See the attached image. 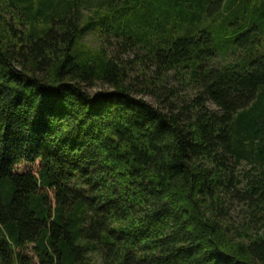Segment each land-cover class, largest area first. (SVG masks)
Wrapping results in <instances>:
<instances>
[{
    "label": "trees",
    "instance_id": "1",
    "mask_svg": "<svg viewBox=\"0 0 264 264\" xmlns=\"http://www.w3.org/2000/svg\"><path fill=\"white\" fill-rule=\"evenodd\" d=\"M0 264H264V0H0Z\"/></svg>",
    "mask_w": 264,
    "mask_h": 264
},
{
    "label": "rangeland",
    "instance_id": "2",
    "mask_svg": "<svg viewBox=\"0 0 264 264\" xmlns=\"http://www.w3.org/2000/svg\"><path fill=\"white\" fill-rule=\"evenodd\" d=\"M87 11L85 12V14L87 15ZM89 14V13H88ZM84 44H86L89 48H91L93 51H96L98 49H101L102 47H105L106 50H108L111 54H113L116 51V45L115 42L113 41H107L105 38H103L102 36L99 35V33H94V34H89L86 36ZM134 54L132 52H129L127 54H124L123 57L124 59L127 58H133ZM138 70H135L132 75H136V73H138ZM171 80L167 83V87H178L179 90V95L181 98L184 97H188L190 95H192V91L190 90V88L188 86H184V85H180L177 82L176 77L174 78V76L172 77L171 74ZM104 90H111V88L108 85L105 84H101V83H97L95 84L94 87L92 88H88V91L90 93H96L98 91H104ZM141 97L144 95H140ZM145 99L150 102L152 105L159 107V108H163L165 109V103L162 102L164 100V97L157 99L155 97L152 96H146ZM209 106L213 109H215V106L211 103H209ZM39 165V163L35 164V165H30V164H21L18 167V170L20 172L22 171H27V170H31V169H36L37 166ZM249 166H244V170L248 169ZM235 213L233 214V225L235 227H240L241 225H243V223H245V218L243 216V210L241 207L237 206L235 207Z\"/></svg>",
    "mask_w": 264,
    "mask_h": 264
}]
</instances>
